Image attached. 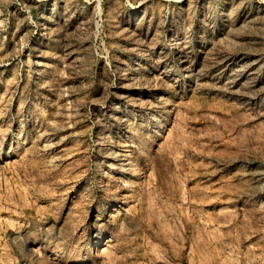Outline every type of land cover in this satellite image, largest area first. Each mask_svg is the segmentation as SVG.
Here are the masks:
<instances>
[{"label":"rangeland","instance_id":"obj_1","mask_svg":"<svg viewBox=\"0 0 264 264\" xmlns=\"http://www.w3.org/2000/svg\"><path fill=\"white\" fill-rule=\"evenodd\" d=\"M0 264H264V0H0Z\"/></svg>","mask_w":264,"mask_h":264}]
</instances>
